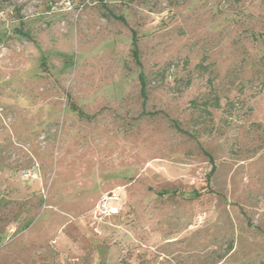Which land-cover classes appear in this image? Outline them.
<instances>
[{"label":"rangeland","instance_id":"obj_1","mask_svg":"<svg viewBox=\"0 0 264 264\" xmlns=\"http://www.w3.org/2000/svg\"><path fill=\"white\" fill-rule=\"evenodd\" d=\"M48 1L0 0V264H264V0Z\"/></svg>","mask_w":264,"mask_h":264},{"label":"built area","instance_id":"obj_2","mask_svg":"<svg viewBox=\"0 0 264 264\" xmlns=\"http://www.w3.org/2000/svg\"><path fill=\"white\" fill-rule=\"evenodd\" d=\"M83 3L75 4L73 0H49L48 7L52 12H60L71 10L76 8L81 10L83 8ZM170 76V75H169ZM22 176H31V170L29 168L23 169L21 171ZM119 200V194L116 190H112L108 193L103 194L95 206V214L97 215H108L118 212L117 202Z\"/></svg>","mask_w":264,"mask_h":264},{"label":"trees","instance_id":"obj_3","mask_svg":"<svg viewBox=\"0 0 264 264\" xmlns=\"http://www.w3.org/2000/svg\"><path fill=\"white\" fill-rule=\"evenodd\" d=\"M132 34H133V44H134V51H133V53H134V58H137V45H136V38H135V32H134V30H132ZM201 63L200 64H198V67H201ZM203 68V67H202ZM143 76V73L142 72H140L139 73V77H141V78H143L142 77ZM204 106V108L203 109H206V104H203ZM216 107H218L219 106V103H218V100L216 99L215 100V104H214ZM209 160H210V162L212 163V158H211V156H209Z\"/></svg>","mask_w":264,"mask_h":264}]
</instances>
